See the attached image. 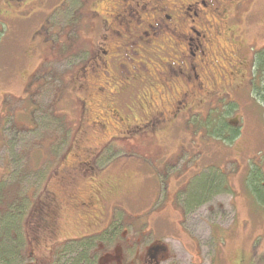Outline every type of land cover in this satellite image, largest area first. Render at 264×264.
Here are the masks:
<instances>
[{
    "label": "rangeland",
    "instance_id": "374dc122",
    "mask_svg": "<svg viewBox=\"0 0 264 264\" xmlns=\"http://www.w3.org/2000/svg\"><path fill=\"white\" fill-rule=\"evenodd\" d=\"M115 2L18 0L8 7L0 0V226L13 208L8 194L18 192L13 198L25 196L31 205L25 221L11 229V264H49L65 241L96 232L90 254L97 255L98 264H264V205L246 183L255 166L264 180V109L257 80H251L256 68L251 67L252 53L264 47V0H243L234 7L227 23L235 29L236 43L226 53L219 51V36L225 32L224 41L228 39L221 26L219 36H214L216 48L210 51L214 56L204 69L216 74L222 69L219 85L233 83L223 69L233 71L239 83L208 100L199 96L203 92L190 95L186 110H181L185 112L178 116L173 115V97L169 104L158 103L159 92L176 78L166 74L162 85L142 69L133 74L122 51L127 46L113 56L127 63L132 74L121 65L123 72L106 86L120 88L119 96L96 90L89 97L81 86V67L88 70L87 83L99 76L107 80L101 70L93 71L97 50L89 42L106 32L111 35L116 23L125 26ZM209 6L221 13L225 5ZM122 25L117 28L122 30ZM116 36L114 32L109 43L117 41ZM155 60L153 66L164 71L159 54ZM150 90L154 93L143 113ZM112 98L110 105L129 115L160 114L163 126L126 141L114 140L123 133L115 130L116 119L109 118L106 107ZM127 105L133 106L132 112ZM210 107V113L219 111L227 122L236 123L235 138L206 134L203 122ZM191 111L195 112L187 118ZM97 116L109 118L107 131L99 123L95 130L80 129L88 119L99 122ZM99 145L105 151L91 168L77 163L81 146ZM221 175L206 198L195 206L186 204V194L201 198L200 189L207 190L204 176ZM196 191L200 196H194ZM96 194L103 199L102 210L90 208ZM42 200L52 210L37 215ZM38 216L46 217L43 227L33 232ZM6 243L0 235V245ZM158 244L162 250L155 262L143 260ZM17 250L26 258L19 260Z\"/></svg>",
    "mask_w": 264,
    "mask_h": 264
},
{
    "label": "flooded vegetation",
    "instance_id": "af4514ba",
    "mask_svg": "<svg viewBox=\"0 0 264 264\" xmlns=\"http://www.w3.org/2000/svg\"><path fill=\"white\" fill-rule=\"evenodd\" d=\"M16 1L18 0H3V5L9 7ZM226 1L227 0H193L190 3H187L186 0H116L115 3L118 10H120L119 12L124 14L122 19L125 22V26L116 23L118 25L115 29L111 30L110 28V31H112L111 35L106 32L108 34L105 33L100 40L89 42L90 48H95L97 50L93 62L95 70L93 71L101 70L103 77H107V80H102V77L99 76L98 78L93 79L95 81L94 83H92V81L87 83L86 76L88 70L85 67H81L80 84L81 86H84L85 90H87V96L91 97L92 95H95L96 90L100 95H104L109 91L108 94H113L115 92V94L119 96L118 94L122 93V91H119L120 88H106V86H110L114 77L118 73L123 72L121 65L126 67L127 75L130 76V74H132V71L129 72L130 69L127 63H130L131 67L134 69L133 74L139 73L142 69V72H147L150 77H156L162 85L166 74L170 77L176 78L173 84L167 85L166 90L164 87V89L159 92L158 99L159 104H169L172 97L174 98V103L177 102V106L174 105V116H178L185 112L189 99L201 92H203L204 95L199 96L202 97L203 100L218 97L219 92H221V94H227L226 91L228 89L232 88V86L235 87L236 84L239 83L234 72L223 69L227 81H233L230 87H226L225 85H219L223 77L221 75L218 77V74L222 72V69L218 74H216L215 72L217 71L212 68L209 69L207 73L204 71V69H207L210 60L214 56L210 54V51H214V48H216L214 41L217 39L214 36H219L221 26L224 28L225 25L224 29L228 32V39L227 41H224L225 32L222 35L223 38L219 36L218 39L220 46L222 45L219 51L226 53V51L236 43L237 35L235 29L234 27L233 29L229 28L228 23L231 21L230 18L234 7L236 6L237 8L243 0H236V4L234 0ZM214 3L225 5L221 10V13L218 12V8L214 10L210 9L209 5ZM110 16L113 17V15ZM214 17H218V20L216 21ZM109 19L117 22L116 16ZM120 25L123 26L122 30L117 28L120 27ZM114 32L119 38L116 36L118 40L109 43V39L110 37H113ZM42 39V41H46L44 38ZM119 40L121 41L120 43L122 46H118ZM128 44L130 45L128 46ZM124 46H127V48L123 49ZM121 49H123L122 51L124 52V55L129 58L126 60L127 63L125 64L120 63L116 60V56H113V53H119ZM157 53L159 54L161 61L160 66H162V68L165 67L164 71L153 66V63L156 62V57L158 58ZM133 55L139 57L140 60ZM55 56L58 57L56 53ZM242 60L243 59L240 58L238 61V64L241 67H243L244 63V60ZM148 63L150 66H148ZM173 65H175V68ZM219 65H222V63ZM229 66L235 68L231 64H229ZM199 71H201V74ZM96 82H98L99 85ZM39 85H41L40 82L38 83V86ZM90 85L93 87L90 88ZM181 86L188 87V89L186 91H181ZM153 93L154 90L146 95L143 113L148 105L147 99H150ZM220 98L221 96L218 99ZM113 99L114 98L108 101L109 105H107L106 108H109V110L107 109L109 118L111 120L116 119L115 123L118 127L114 129L123 133L122 135L114 136V140L118 138L126 141L133 135L145 134L152 130L155 132L163 126L165 118L160 114L154 116L147 114L143 118H138L136 114H133L132 112L133 106L129 107V105H127L128 107L126 109L132 112L129 115L122 111V108L110 105ZM116 100H118V97H116ZM134 102L137 103V99H135ZM182 108H185V110L181 111ZM166 112L171 115L169 109H167ZM194 112L191 111L190 114L188 113V115H186L187 118L191 117ZM102 117L97 116V119L100 120L99 122L97 120L91 122L92 118L91 120L86 119L87 124L80 129H83V132L89 127L95 130L98 129L96 124L99 123L103 126V130L107 131L106 125L110 120L109 118L104 119ZM128 117H131V119ZM140 120L144 121L139 123ZM31 127L26 126L28 131L32 129ZM80 149L82 154L78 157L77 163L80 164V166H90L101 154H103L105 146L99 145L98 148L81 146ZM39 203V208L37 207L39 212L37 215L52 210L50 203L47 201L42 200ZM91 207L102 210V197L98 198L97 194L95 197H91L90 208ZM45 217L46 216H38L37 220H33V223L36 225V228H34V226L32 227L33 232L38 228L43 227L41 222L45 220ZM94 234H97V232ZM159 246L160 245L158 244L156 252H151L148 255L149 257L145 255L146 257H144L143 260L149 263L155 262V258L158 257V254H161L160 250L162 249L160 248L159 250Z\"/></svg>",
    "mask_w": 264,
    "mask_h": 264
},
{
    "label": "trees",
    "instance_id": "16d2710c",
    "mask_svg": "<svg viewBox=\"0 0 264 264\" xmlns=\"http://www.w3.org/2000/svg\"><path fill=\"white\" fill-rule=\"evenodd\" d=\"M253 64H256V68L255 72L253 71L254 73L252 74L253 77L251 80H257L256 88L259 87L258 96L261 99L260 101L264 109V47L260 48L259 50L253 51L251 67ZM212 111H214V109L210 107L207 111L209 115L206 114V121L203 122V127L205 126L203 130H206V134L218 139H230L233 138V136L235 138L238 134V132L236 133L237 130H235L236 123H230V121L227 122V120L222 117L221 114H218L219 111L216 112V115L215 113H210ZM257 168L258 167L256 166L254 168H251L246 183L251 192H253L254 195L257 196V199L264 205V180H262V171L260 172ZM204 172L205 171L202 170L198 173ZM196 175L197 174H195L194 176ZM24 176L25 175H22L21 179ZM221 177L222 175L220 177L204 176L203 180H207L205 184L207 190L204 192L202 188L200 189L199 192L203 194L201 198L193 197V199H190L189 195L186 194V204L189 207L192 205H197L199 201L207 197L205 194H209L208 192H211V189L216 187L217 181L215 179H221ZM199 192L196 191L194 196L198 195ZM17 193L18 192H14V194H8L7 198H10V203L13 204V208L10 209L9 213L3 215L2 225L0 226V235L9 242L6 243V246L5 244L0 245V264H11V260H13V258L11 259L10 252L12 250L10 248H13L14 246L13 244L10 246L12 235L11 229L17 227L20 221H25L26 216L31 208V205L29 203L30 198L27 199V197L25 196H19L18 200L13 198ZM0 197H2L1 192ZM95 235L96 234L83 235L81 237L65 241L64 244L62 243V246L56 249L49 264H98L97 255L90 254L92 248L91 245H93V241L96 239ZM20 248L18 249L20 250ZM19 250H17L16 253L18 254V257L22 256L21 258H19V260L25 259L26 255H23V253L20 254L21 252ZM65 252L67 253L65 254ZM32 263L33 262L27 260L25 264Z\"/></svg>",
    "mask_w": 264,
    "mask_h": 264
}]
</instances>
